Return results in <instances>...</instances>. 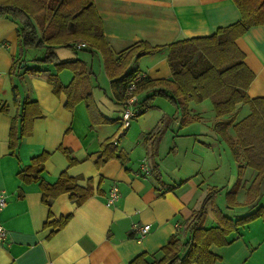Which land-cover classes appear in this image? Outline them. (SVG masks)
<instances>
[{
  "label": "crops",
  "instance_id": "0c3cea01",
  "mask_svg": "<svg viewBox=\"0 0 264 264\" xmlns=\"http://www.w3.org/2000/svg\"><path fill=\"white\" fill-rule=\"evenodd\" d=\"M92 1L115 57L139 42L161 47L154 54L134 58L126 68V73L135 72L142 79L171 78L168 44L210 36L240 19L232 0ZM235 44L253 74L248 96L264 98V25L249 28ZM37 50L41 53L22 49L17 25L0 18V105L7 106L6 113L0 111V192L7 200L0 214L7 231L0 244V264H130L142 253L149 260H157L161 257L159 250L172 235H178L180 246L188 240L184 227L210 187L221 189L214 200L228 218L235 220L243 216V211L253 209L242 205L246 199L244 186L255 175L250 168L244 169L242 183L246 184L236 195L241 205L227 208L225 194L236 182L243 158L239 163L234 161L214 128L216 119L208 100L188 103V112L197 121L182 127L180 111L157 97L122 131V105L112 96L100 53L85 48H54L59 60H79L84 65L93 102L109 121L94 125L84 102L70 111L65 107V94L53 93L48 75L57 72L52 63L34 61L44 55L42 49ZM31 69L45 72L32 73ZM72 76L68 69L57 73L63 86L69 84ZM148 94V89L138 93L139 101ZM26 101L38 104L42 118L34 121L31 135L20 141L12 155L8 150L10 128L20 105ZM243 108L237 106L236 121L250 113V109ZM239 115L242 118L238 119ZM160 128L164 135L157 156L150 158L157 169L150 173L149 148L144 139ZM228 134L235 138L231 128ZM108 139L116 148V155L124 156L125 161L113 158L97 168L95 160ZM61 148L70 152L74 164H68ZM43 152L49 154L40 175L43 182L54 184L63 172L78 178L81 187H85L86 180H92L93 194L84 204L77 206L69 194H62L46 205L37 182L24 183L18 178L20 170ZM144 162L148 174L141 170ZM113 187L118 189L119 198L107 207L105 201ZM256 203L264 204V195ZM67 215H71L69 222L53 231L52 222ZM135 223L148 224V233L139 237L132 229ZM214 226L216 219L208 203L204 227ZM227 239L225 246L209 247L219 257L214 264H264V219L237 228Z\"/></svg>",
  "mask_w": 264,
  "mask_h": 264
},
{
  "label": "trees",
  "instance_id": "16d2710c",
  "mask_svg": "<svg viewBox=\"0 0 264 264\" xmlns=\"http://www.w3.org/2000/svg\"><path fill=\"white\" fill-rule=\"evenodd\" d=\"M232 2L240 14L237 22L218 28L210 36L168 44L167 63L171 78L155 80L143 78L136 83L135 93L149 90V94L137 104L139 115L150 108L155 98H164L180 111L182 127L197 121L196 117L189 114L188 103L208 100L216 119L214 128L226 143L234 161L239 163L240 157L243 158L242 165L238 166L237 180L225 194L227 208L232 209L241 205L237 202L236 195L242 184H246L242 183L244 169L250 168L255 175L249 185L244 186L246 199L242 205L253 206V209L235 220L228 218L216 206L214 200L221 189L210 187L199 208L193 211L184 227V231L189 233L188 240L180 246L178 235L174 234L159 250L161 253L159 259L149 260L148 255L142 253L130 264H214L219 257L209 251L211 245L225 246L229 243L228 235L237 228L256 219H264V204L256 205V201L264 195V98L248 96L246 91L253 74L243 63V54L235 44V40L244 35L249 28L264 25V0ZM0 18L8 19L17 25L18 41L22 49L43 50L44 55L34 59L35 62L52 63L57 73L63 69L72 72V79L66 86L60 83L57 73L49 74L48 82L53 86L54 94H65L66 109L71 111L78 103L84 102L94 125L109 121L101 116L93 102L84 65L79 60H59L53 49L56 47L76 49L78 43H83L85 49L99 52L104 72L110 80L112 96L122 106L126 101L127 87L135 76V72L126 73L130 62L134 58L151 55L161 49L160 46L139 42L115 57L106 43L102 21L92 0H0ZM30 72L45 71L31 69ZM238 105H248L250 113L236 121ZM0 111L6 113L7 106L0 105ZM41 118L42 114L36 102L26 101L20 105L9 132L10 154L15 155L20 141L31 135L34 121ZM230 128L235 138L228 134ZM163 135L164 129L160 128L149 133L144 139L149 148L147 158L150 173L157 169L150 158L153 160L157 156ZM62 152L69 165L75 163L68 150L62 149ZM115 152L116 148L112 142L109 139L105 140L101 145L100 157L95 160V166L100 168L113 158L120 159L123 163L125 157L117 156ZM48 157L49 154L46 152L33 157L30 163L20 170L18 178L24 183L37 182L42 201L46 205L62 194H69V199L77 206L84 204L93 194L92 180H86L85 187H81L77 184L78 178L70 177L63 172L54 184L43 182L40 175ZM208 203L212 206L217 226L206 228L204 219ZM70 218L71 215H67L52 222L53 231L62 229Z\"/></svg>",
  "mask_w": 264,
  "mask_h": 264
},
{
  "label": "built area",
  "instance_id": "2783aa9c",
  "mask_svg": "<svg viewBox=\"0 0 264 264\" xmlns=\"http://www.w3.org/2000/svg\"><path fill=\"white\" fill-rule=\"evenodd\" d=\"M75 47L76 49H81L86 46L83 43H78ZM141 79L142 78L138 74H135L134 80L127 87L126 101L122 106V111L120 113V118H119L120 128L122 131L127 129L132 119L136 118L139 115V108L137 107V104L139 103V97L138 94L135 93V90H136V83ZM141 170L145 174L149 173L147 163L145 162L143 163V165L141 166ZM118 198H119L118 189L116 187H113L106 198L105 205L107 207L112 206ZM6 203L7 200L5 194L3 192H0V214L6 207ZM132 229L138 233L139 237H142L148 233L150 226L148 224L143 226H138L135 223L132 225ZM6 237H7V231L0 222V244L5 241Z\"/></svg>",
  "mask_w": 264,
  "mask_h": 264
},
{
  "label": "rangeland",
  "instance_id": "374dc122",
  "mask_svg": "<svg viewBox=\"0 0 264 264\" xmlns=\"http://www.w3.org/2000/svg\"><path fill=\"white\" fill-rule=\"evenodd\" d=\"M31 51H33V52L36 51V52H37V51H39V50H37V49H32ZM33 52H32V53H33ZM39 53H41V52L39 51ZM79 53H83V52H79ZM37 54H38V53H37ZM39 56H40V55H39ZM243 107H244L243 110H244V109H245V110H246V109H249L247 105H243ZM242 114H243V112H242ZM239 118H242V116L239 115L238 119H239ZM135 120H137V118H136V119H135V118L132 119L133 122H134ZM232 184H233V183H232ZM232 184L230 185V187L232 186ZM251 210H252V209H251ZM240 211L242 212L243 210H240ZM243 212H244L243 215H245V214H246L247 212H249V211H243Z\"/></svg>",
  "mask_w": 264,
  "mask_h": 264
}]
</instances>
